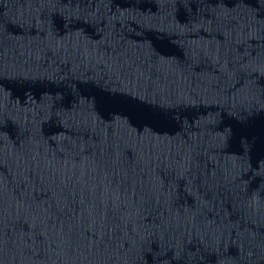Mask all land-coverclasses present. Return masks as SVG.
<instances>
[{"label":"water","instance_id":"obj_1","mask_svg":"<svg viewBox=\"0 0 264 264\" xmlns=\"http://www.w3.org/2000/svg\"><path fill=\"white\" fill-rule=\"evenodd\" d=\"M0 264H264V0H0Z\"/></svg>","mask_w":264,"mask_h":264}]
</instances>
